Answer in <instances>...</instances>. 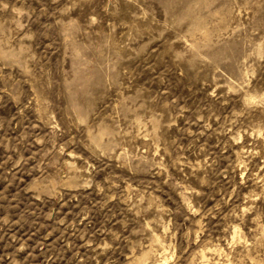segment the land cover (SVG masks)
<instances>
[{"label":"rangeland","instance_id":"374dc122","mask_svg":"<svg viewBox=\"0 0 264 264\" xmlns=\"http://www.w3.org/2000/svg\"><path fill=\"white\" fill-rule=\"evenodd\" d=\"M0 264H264V0H0Z\"/></svg>","mask_w":264,"mask_h":264},{"label":"bare ground","instance_id":"6f19581e","mask_svg":"<svg viewBox=\"0 0 264 264\" xmlns=\"http://www.w3.org/2000/svg\"><path fill=\"white\" fill-rule=\"evenodd\" d=\"M200 256H202V257H203V255H202V254H201ZM204 257H205V256H204ZM141 260H143V259H141ZM141 260H140V261H141ZM138 262H139V260H138ZM140 263H141V262H140Z\"/></svg>","mask_w":264,"mask_h":264}]
</instances>
